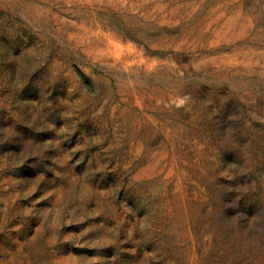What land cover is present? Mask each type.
<instances>
[{
	"label": "rangeland",
	"instance_id": "obj_1",
	"mask_svg": "<svg viewBox=\"0 0 264 264\" xmlns=\"http://www.w3.org/2000/svg\"><path fill=\"white\" fill-rule=\"evenodd\" d=\"M0 264H264V0H0Z\"/></svg>",
	"mask_w": 264,
	"mask_h": 264
}]
</instances>
